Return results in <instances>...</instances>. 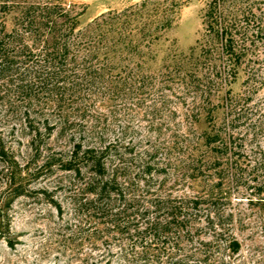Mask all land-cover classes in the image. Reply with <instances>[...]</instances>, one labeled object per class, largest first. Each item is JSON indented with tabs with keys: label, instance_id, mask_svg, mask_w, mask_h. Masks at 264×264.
<instances>
[{
	"label": "rangeland",
	"instance_id": "374dc122",
	"mask_svg": "<svg viewBox=\"0 0 264 264\" xmlns=\"http://www.w3.org/2000/svg\"><path fill=\"white\" fill-rule=\"evenodd\" d=\"M209 1H7L8 28L31 3L67 9L78 27L119 12L101 46L126 85L60 102L72 123L34 138L29 125L57 118L53 95L0 89V264H264V0L222 1L228 23L235 16L242 61L232 78L223 41L214 38L220 72L202 92L188 81L201 68ZM166 18L173 21L163 28ZM213 105L215 127L231 135L219 152L202 135ZM97 140L118 144L121 196L110 202L117 219L84 205L80 185L58 163L73 141ZM48 157L55 159L44 165ZM211 190L228 233L218 234L200 210L181 208L185 217L172 219L181 200ZM232 237L237 251L228 246Z\"/></svg>",
	"mask_w": 264,
	"mask_h": 264
},
{
	"label": "trees",
	"instance_id": "16d2710c",
	"mask_svg": "<svg viewBox=\"0 0 264 264\" xmlns=\"http://www.w3.org/2000/svg\"><path fill=\"white\" fill-rule=\"evenodd\" d=\"M7 1L0 0V89L13 86L21 94H30L33 90L37 92L41 89L42 92L51 93L52 102H57L54 111H58V114L54 121L50 123L45 119L42 126L29 125L33 138L50 136L56 128L62 133L72 123L66 116L63 117L65 109L60 102L78 103L86 97L98 98L107 90L116 92L125 88L126 84H118L120 82L117 77L121 72L113 64H109L108 56L103 54L101 46L108 31L106 24L108 21L115 23L112 21H117L119 12L101 13L84 27H78L77 16L71 15L67 9L58 5L31 3L20 8L16 25L8 28L4 17L12 5ZM222 1L224 0H210L207 5L204 13L205 42L200 46L201 68L199 72L192 71L189 74L188 83L198 86L202 92L214 75L220 72L216 56L220 52L215 46L214 38L219 37L223 41L225 68L232 78L242 61L241 49L235 45V32L230 27V21L233 22L235 16L232 15L228 23L226 15L223 14ZM111 13V18L105 19ZM164 21L162 25L166 28L171 25L173 18H166ZM133 83L134 80L128 84ZM214 107L206 108L211 129L210 132H202V135L205 144L214 145L219 152V142L226 138L215 127ZM230 137L231 135L224 142L225 149ZM117 146L116 142L106 144L100 140L91 145L73 141L64 156L58 158L60 167L67 171L74 184L80 185L84 192L83 204L90 206L96 213L106 216L109 214L115 219L121 211L119 208L112 210L111 197H120L122 186L119 172L121 159L116 152ZM54 159L48 157L44 165H49ZM216 202L217 197L212 190L207 194L189 196L181 200L177 206L179 211L171 213L172 219L173 215L185 217L181 208L184 211L200 210L207 223L217 226L218 234L228 233L217 222L220 210L215 207ZM2 236L0 232V238ZM228 246L232 251H237L239 242L232 237Z\"/></svg>",
	"mask_w": 264,
	"mask_h": 264
}]
</instances>
